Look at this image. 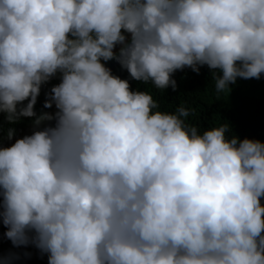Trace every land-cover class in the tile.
<instances>
[{"label":"clouds","instance_id":"9594fccd","mask_svg":"<svg viewBox=\"0 0 264 264\" xmlns=\"http://www.w3.org/2000/svg\"><path fill=\"white\" fill-rule=\"evenodd\" d=\"M110 60L160 90L258 80L264 0H0V113L33 128L0 147L4 237L47 264H264V142L157 110Z\"/></svg>","mask_w":264,"mask_h":264},{"label":"trees","instance_id":"16d2710c","mask_svg":"<svg viewBox=\"0 0 264 264\" xmlns=\"http://www.w3.org/2000/svg\"><path fill=\"white\" fill-rule=\"evenodd\" d=\"M118 48L119 46L115 51L118 52ZM106 66L114 75L128 79L133 91H146L152 95L159 105L157 110L174 113L180 106L187 108L190 115L184 118L185 123L189 127H196L201 133L206 129L227 124L232 130L229 135L235 134L240 139L247 137L264 142V74L258 80L237 78L235 84L229 85V90L218 94L207 66L201 67L198 74L190 68L176 71L173 74V79L177 82L175 91L171 87L160 90L151 83L131 79L128 72L121 69L115 60L106 62ZM59 82L58 75L42 86L35 105L37 114L41 111L52 113L56 111L54 105L51 109H44L43 104L50 88ZM10 127L15 128L16 134L11 141L3 140L0 147H9L16 139L30 135L33 131L32 118H21L18 123L10 125L0 113V138L4 137ZM261 203L264 204V198L261 199ZM5 231L6 228L0 221V257L13 253L19 256L14 260V264H47V255L41 256L31 245L26 248H13L11 242L4 237ZM25 253L30 255L25 256Z\"/></svg>","mask_w":264,"mask_h":264}]
</instances>
